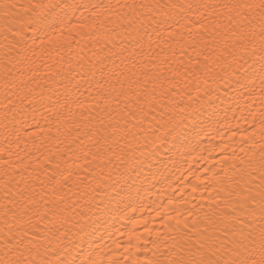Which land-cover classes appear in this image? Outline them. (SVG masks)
<instances>
[{
	"label": "snow or ice",
	"instance_id": "6c2138e0",
	"mask_svg": "<svg viewBox=\"0 0 264 264\" xmlns=\"http://www.w3.org/2000/svg\"><path fill=\"white\" fill-rule=\"evenodd\" d=\"M81 8L91 10V24L72 23L87 19L82 11L76 16ZM177 17L184 21L179 29ZM0 88L5 120L10 113L15 119L17 101L32 103L37 88L51 93L48 110L57 116L54 144H34L15 161L11 148L0 152V264H103L100 246L92 247L102 239L99 204L116 197L124 203L145 164L151 174L162 150L184 155L201 137H210L204 150L223 154L221 167L205 168L206 181L191 169L187 175L199 182L192 193L202 186L215 195L206 206L165 216V231L151 240L153 258L131 264H264V0H0ZM257 91L260 140L244 129L239 154L233 147L228 155L224 134L235 142L239 131L229 113L248 123L247 111L254 123ZM217 137L220 145L213 144ZM110 165L124 169L110 185L114 195L105 189ZM187 175L181 173L186 182ZM180 202H190L182 191Z\"/></svg>",
	"mask_w": 264,
	"mask_h": 264
},
{
	"label": "bare ground",
	"instance_id": "6f19581e",
	"mask_svg": "<svg viewBox=\"0 0 264 264\" xmlns=\"http://www.w3.org/2000/svg\"><path fill=\"white\" fill-rule=\"evenodd\" d=\"M53 2H61V0H53ZM66 2L87 5L111 3L115 5L118 0H66ZM124 2L125 0H119V3ZM128 2H131V0H128ZM137 2H139V0H137ZM174 2L200 3L201 0H174ZM204 2L213 3L216 2V0H204ZM81 11L87 19L77 20L76 18H73L72 23L91 24L94 19L91 15V10L81 8L76 12L77 17L80 16ZM187 15L193 19L195 18L193 13H187ZM103 19L104 17L101 15L97 23ZM177 19L180 20V23L175 24L174 27L179 29L184 21L182 17H177ZM84 31H87V29H84ZM65 35H67V32ZM86 42V40L81 41V45ZM64 55H68L67 51H65ZM54 86L59 88L61 92L63 91V88L60 87L59 84H55ZM32 87L36 88V85L33 84ZM42 90L45 92L46 97L44 101H40L39 99V94ZM48 95H51V93L47 92L46 89L37 88L33 96L29 97V99L32 100V103H29L26 100L23 104H20V102L17 101L18 109L15 119H13L12 113L9 114L7 120L4 119L3 104L0 103V152L5 148H11L13 151L12 159L15 161L17 155L27 156L29 150L35 151V148L33 147L34 144L40 145L43 143L45 145H50L55 143L51 138L56 133L57 125L55 121L57 116L48 110V108L51 107V102L47 100ZM85 95H87L86 92ZM256 96V103L252 107V112L256 114L254 123L252 116L248 115L247 111H245V115L248 117V123L239 119V113H237L235 119L232 118V113H229L230 127L233 130H236L237 125H239V131L235 137V142L228 140L229 133L225 132L224 134V143L231 145L227 150L228 155H231L233 147L236 148L237 153L239 154V141L241 140L240 132L244 129H247L249 133L256 131L257 135L254 139L257 141L260 140L259 111L262 109V106L258 99V91ZM53 99H55V96H53ZM71 99H75V97ZM71 99L69 103H71ZM79 99L84 101L85 104L88 103V101L84 99V96L79 97ZM2 100L3 89L0 88V101ZM61 101H63L62 96ZM45 105H47V107ZM72 111H78L75 104L72 105ZM64 114H68L67 110H64ZM5 125H7V128ZM218 127H221V130L223 131L222 126L218 125ZM49 128H51V132L48 131ZM41 129H43V132ZM213 135H215V133H213ZM209 139L210 137H201V145L196 148L195 151L186 152L184 155H180L179 153L165 155L162 150L161 157H163V162L161 163L153 160L152 163L155 167L152 168L151 174H149L148 166L145 164L142 169L144 175H142L139 180H135L137 173L132 172L131 176L133 177V180H135L136 186L130 189L131 197L127 194L129 189H125L123 194L124 203L117 205V201L121 198L116 197V200L111 201L109 206V201L107 199L102 201L101 194H96L97 201H102L99 204L100 209H104L102 212H97V218H99V232L97 233V236L102 237V239H96V242L92 247L96 248L97 245L100 246L99 253L103 264H107L109 259L120 261L121 264H131L133 259H139L141 261L152 259L153 254L151 249L153 248V245L151 244V240L155 238L156 232L162 234L165 231L163 226L165 216L175 215L177 207L186 214V209L191 208L193 204L206 206L210 202L209 194L212 193V195H215L212 189L208 188L205 190L200 186L195 193H192V185L198 184L199 182L195 181L192 176L187 175L189 169H191L196 175L201 176V178L206 181V178L207 176H210V173L205 174V168H212L213 165H216L217 167L214 170H218L219 167H221L217 162L223 159V154H221L219 150L212 152L204 150L209 146ZM213 144H221L219 137L213 141ZM169 156L171 158H169ZM230 163H232V161H229L222 166L228 167ZM0 165H3L2 159H0ZM109 167L112 169V179H110L105 185V189L108 193L114 195L113 189L110 185L113 184L116 179H121L120 172H123L124 169L119 168L118 170L117 166L114 165H110ZM107 173L108 169L106 168L105 174ZM181 173L187 175V182L184 177H181ZM144 176H147L148 178L144 179ZM133 180H129V184L133 183ZM137 189H139L138 193ZM181 191L183 192L184 198L190 201L188 204L180 202ZM173 196L175 199L172 202V206L168 207V200ZM124 204H131V207L125 208ZM161 204L164 205L163 208L159 207ZM158 210L162 215H157ZM94 211L96 210L94 209ZM145 221H147V225H145ZM147 229L153 230L151 235H149ZM133 230H135V235L132 237L131 242H129L128 233ZM136 236H140L141 239H136ZM144 240L149 241L147 248L150 249V251L147 253L143 252ZM117 243L120 244L121 247L117 248ZM137 246L140 247L141 251H137ZM126 247L129 249L128 252H125L124 250ZM161 250L163 251V247H161ZM93 258H95V255ZM160 259H163V257H160Z\"/></svg>",
	"mask_w": 264,
	"mask_h": 264
}]
</instances>
